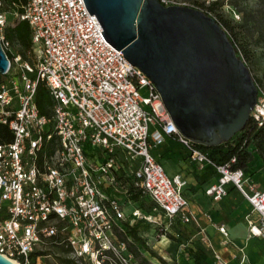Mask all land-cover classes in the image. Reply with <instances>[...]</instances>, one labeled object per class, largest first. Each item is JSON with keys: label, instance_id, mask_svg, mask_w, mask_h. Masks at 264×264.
<instances>
[{"label": "built area", "instance_id": "2783aa9c", "mask_svg": "<svg viewBox=\"0 0 264 264\" xmlns=\"http://www.w3.org/2000/svg\"><path fill=\"white\" fill-rule=\"evenodd\" d=\"M16 15L30 25L34 60L13 50L0 13V41L11 55L0 81V124L12 132L11 141L0 142V254L32 264L38 253L39 264L53 241L83 264H141L124 225L143 219L132 194L146 196L174 223L197 222L183 193L187 181L167 175L151 152L171 136L192 163L215 167L218 181L206 193L219 200L234 185L264 231V189L231 168L235 158L216 163L180 133L153 82L105 40L84 0H27ZM39 84L53 100L49 115L36 103ZM262 93L251 117L260 126Z\"/></svg>", "mask_w": 264, "mask_h": 264}, {"label": "water", "instance_id": "95a60500", "mask_svg": "<svg viewBox=\"0 0 264 264\" xmlns=\"http://www.w3.org/2000/svg\"><path fill=\"white\" fill-rule=\"evenodd\" d=\"M84 2L105 40L153 82L183 136L212 147L246 127L259 88L215 17L160 0ZM9 63L0 41V75ZM0 264L15 263L0 254Z\"/></svg>", "mask_w": 264, "mask_h": 264}, {"label": "rangeland", "instance_id": "374dc122", "mask_svg": "<svg viewBox=\"0 0 264 264\" xmlns=\"http://www.w3.org/2000/svg\"><path fill=\"white\" fill-rule=\"evenodd\" d=\"M190 7L200 9L209 15L219 19L230 20L234 28V37L239 45H245L249 56L246 63L250 68L252 76L258 88L263 91L264 97V0H182ZM1 7V4H0ZM7 15V26L14 25L17 15L9 9ZM6 26V27H7ZM12 44V43H11ZM13 50L21 51V47L12 44ZM26 57L34 60L32 53L26 50ZM4 75H0V81L5 80ZM142 96H148V90L140 91ZM240 134L234 138L236 143ZM166 146L160 149H152L151 152L162 154ZM170 150L186 155V149L178 143L170 147ZM263 156L251 154L247 174L258 171L264 167V146L258 153ZM165 170L170 174V164L162 159ZM211 165V164H209ZM130 181V180H129ZM132 206V205H131ZM143 219L136 225L139 240L130 237L129 250L139 261L147 259L150 264H212L205 256L209 253L196 247H190L187 226H176L174 221L164 215L160 209H154L155 204L148 198H144L141 203ZM128 232V230H127ZM179 232L183 234L177 235ZM129 235V234H128ZM173 237V238H171ZM46 256L39 261V264H83L73 259L70 252L63 250L56 244L47 243ZM85 264V263H84Z\"/></svg>", "mask_w": 264, "mask_h": 264}, {"label": "crops", "instance_id": "0c3cea01", "mask_svg": "<svg viewBox=\"0 0 264 264\" xmlns=\"http://www.w3.org/2000/svg\"><path fill=\"white\" fill-rule=\"evenodd\" d=\"M177 143L186 149L171 136L152 148L155 150L166 146L162 154L155 151L152 154L162 166V159L171 163L170 174L163 166L167 175H181L187 181L183 193L189 201L190 210L197 216V222L185 225L189 246L208 252L209 256L205 258L212 264H264V231H259L263 227L260 214L232 184L226 186L227 194L219 200L208 195L207 188L218 181L215 167L209 163H192L187 149L186 155L170 150ZM246 177L257 188L264 189V167L246 173Z\"/></svg>", "mask_w": 264, "mask_h": 264}, {"label": "trees", "instance_id": "16d2710c", "mask_svg": "<svg viewBox=\"0 0 264 264\" xmlns=\"http://www.w3.org/2000/svg\"><path fill=\"white\" fill-rule=\"evenodd\" d=\"M26 2L27 0H0L1 3L0 11L6 12L9 9H12L13 13L21 14L23 12V6L25 5ZM217 21L226 29L230 40L237 49L238 55L242 57L246 62V57L249 56L248 50L245 45H239L234 37V28L237 25L236 24L232 25L230 20L224 19L223 17H220L219 19H217ZM5 37L12 44H17L21 47V53L23 54V57L26 59V54H25L26 50L27 51L30 50L32 46V34L29 23L25 20H20L17 18L14 25L6 27ZM7 54L11 59L10 53L7 52ZM36 103L38 105L41 114L43 115L50 114V110L52 109L53 106V100L49 94L48 89L43 84L38 85L37 93H36ZM237 134H240V137L237 139L236 143H233L234 138L237 136ZM237 134L231 140L217 146H212V147H207L203 145H197V146L200 149H202L204 152H206L214 162L219 164L229 163L233 158H235L236 160L234 163L231 164V168L242 169L246 175V171L249 168V160L251 154H256V155L261 154L260 156H263L261 152L260 153L258 152L264 146V124L260 126L258 122H256L254 119L251 118V120L247 123L246 127ZM11 140H12V132L8 129L6 125L0 124V142H9ZM144 198L147 197L140 196L138 194H132L130 197L131 200L137 202L139 208H141L140 205L144 200ZM137 224L130 225L128 222L124 223L126 227V232L128 230L127 235L129 234L128 236L134 238L135 240H139L136 231ZM174 224L178 226V228L180 227V225H184L179 223L178 221ZM179 234H183V233L179 232L177 235ZM50 242L51 244H56L53 241ZM58 246H60L63 250L69 252V250L66 249L63 245H58ZM42 254L46 255L47 252L45 251ZM37 255L38 253L33 254L32 264H34ZM140 262L141 264H150L147 259H143ZM71 263L76 264L73 262Z\"/></svg>", "mask_w": 264, "mask_h": 264}, {"label": "bare ground", "instance_id": "6f19581e", "mask_svg": "<svg viewBox=\"0 0 264 264\" xmlns=\"http://www.w3.org/2000/svg\"><path fill=\"white\" fill-rule=\"evenodd\" d=\"M256 232H258V230Z\"/></svg>", "mask_w": 264, "mask_h": 264}]
</instances>
